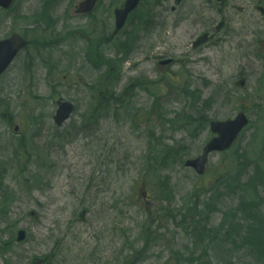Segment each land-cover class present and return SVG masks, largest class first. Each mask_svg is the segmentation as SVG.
<instances>
[{
    "label": "rangeland",
    "instance_id": "1",
    "mask_svg": "<svg viewBox=\"0 0 264 264\" xmlns=\"http://www.w3.org/2000/svg\"><path fill=\"white\" fill-rule=\"evenodd\" d=\"M80 1L16 0L8 12L0 9V39L21 32L31 42L0 77V179L14 192V198L0 203V264H31L42 255L48 258L44 264H122L128 254L142 264H165L173 255L186 264H264L260 244L248 241L249 226L256 222L246 212L260 203L264 220V59L252 55L264 39V17L255 11L264 0L184 1L185 12H194L188 18L201 27L207 18L246 26L251 51L245 90L235 86L243 59L232 38L207 51L219 72L222 64V73L203 63L192 72L187 63L185 71L193 74L188 95H182L181 63L160 66L158 60L167 55L179 60L188 53L184 42L190 41L191 24L185 32L176 27L169 10L166 46L156 27L141 32L147 39H140V51L132 53L131 26L119 35L113 32L115 8L124 0H101L86 18L74 11ZM98 55L103 62L95 67ZM165 70L170 75L162 79ZM99 75L124 98L117 115L112 110L100 117L97 111L91 117L93 97L103 94ZM147 79L155 95L140 88ZM157 92L169 96L164 100ZM62 98L73 101L76 111L60 127L53 118ZM154 99L159 110L152 115L160 121L148 133L137 115L151 109ZM241 110L250 123L233 149L211 156L203 177L185 167L181 159L199 155L210 139L208 121L233 118ZM46 152L51 170L33 182L40 154ZM27 187L37 190L30 193ZM132 195L143 201L134 203ZM158 209L171 223L187 221L170 232L162 226L164 238L155 239L156 217L146 220ZM142 226L148 229L143 238ZM22 228L29 238L16 242ZM62 242L71 245L53 255ZM179 249L183 253H175Z\"/></svg>",
    "mask_w": 264,
    "mask_h": 264
},
{
    "label": "water",
    "instance_id": "2",
    "mask_svg": "<svg viewBox=\"0 0 264 264\" xmlns=\"http://www.w3.org/2000/svg\"><path fill=\"white\" fill-rule=\"evenodd\" d=\"M95 0H88L90 4H93ZM140 0H127L125 7L122 9H118L116 12V20H117V29L119 30L125 23V19L133 8H135ZM0 4L8 5V0H0ZM24 44V41L21 37L16 36L13 39V42H6L5 44L0 45V72L4 70L7 64L10 62L12 58H10L11 54L14 53L16 47L20 48L21 45ZM71 110V105L61 104L59 114L57 118L65 119L69 116ZM246 122L245 116L242 114L233 122L226 123H218L213 122V130L219 133L218 138H214L212 142H210L205 147L204 154L196 159H191L187 162L188 166H194L197 171L202 172L204 168V164L206 162V158L210 152L213 150H224L229 147L235 139V135L238 131L244 126Z\"/></svg>",
    "mask_w": 264,
    "mask_h": 264
},
{
    "label": "flooded vegetation",
    "instance_id": "3",
    "mask_svg": "<svg viewBox=\"0 0 264 264\" xmlns=\"http://www.w3.org/2000/svg\"><path fill=\"white\" fill-rule=\"evenodd\" d=\"M183 3H184V0H183V2L178 4V6H176V8L173 7V9H172L173 12L176 15V18H177L176 26H180V25L182 26L183 24H185V22L187 20L186 15L191 12V11L185 12L186 8L184 6H182ZM165 5H166V3L164 2V0H160L159 3H158V8L160 10L161 17H163V15H164V12H165V7L164 6ZM194 23H196V21H194ZM194 27H196V31H195L196 35H194L193 38H192L193 39L192 48L195 51L199 50V52H201L204 49H206L209 45H213L215 43H217V44L226 43L227 40L229 39V37L231 35V31H232L230 29L231 25L230 24L229 25L225 24V23H223V21H221L217 26H215V28H211L210 27L205 32H203V28H201L199 26H196V24H195ZM204 34H207V38L208 39L204 43L194 47V43L196 44L198 38L201 37ZM241 45L242 44H240V43H236L235 44L236 52L242 53L243 54L242 56L245 57V56H247L248 53L246 54L245 49ZM260 47H261L260 48L261 52H263V50H264V41L260 45ZM195 61H196V64H197L198 60H195Z\"/></svg>",
    "mask_w": 264,
    "mask_h": 264
},
{
    "label": "trees",
    "instance_id": "4",
    "mask_svg": "<svg viewBox=\"0 0 264 264\" xmlns=\"http://www.w3.org/2000/svg\"><path fill=\"white\" fill-rule=\"evenodd\" d=\"M128 45V44H127ZM167 124V120L165 122L164 125ZM164 159L161 158L160 161H163ZM148 167H151L150 163L148 162ZM260 213L257 212V217L259 216ZM260 218V217H259ZM166 221H167V217H166ZM250 228V231H249V239L252 240L254 238H257V237H260V238H263L264 235L261 236V232L263 231V226L261 224H257L256 226H254L253 224L249 226ZM170 229L168 228V231ZM148 232L147 230L143 231V233H146ZM143 233L141 236H143ZM176 245L175 243H173L172 246ZM135 250V249H134ZM175 253H183V250L182 249H179L177 252ZM141 261V260H140ZM168 261L166 264H186V261L185 260H182L181 258H179L177 255H173V256H170V260L168 258ZM123 263L124 264H133V260H132V256H129V258H125L123 260ZM140 264H142L141 262H139ZM136 264V263H134Z\"/></svg>",
    "mask_w": 264,
    "mask_h": 264
}]
</instances>
